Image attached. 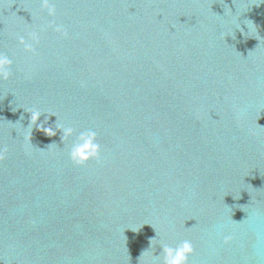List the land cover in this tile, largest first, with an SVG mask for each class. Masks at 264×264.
Wrapping results in <instances>:
<instances>
[{
	"label": "water",
	"instance_id": "95a60500",
	"mask_svg": "<svg viewBox=\"0 0 264 264\" xmlns=\"http://www.w3.org/2000/svg\"><path fill=\"white\" fill-rule=\"evenodd\" d=\"M47 5L0 0V264H264V0Z\"/></svg>",
	"mask_w": 264,
	"mask_h": 264
},
{
	"label": "clouds",
	"instance_id": "9594fccd",
	"mask_svg": "<svg viewBox=\"0 0 264 264\" xmlns=\"http://www.w3.org/2000/svg\"><path fill=\"white\" fill-rule=\"evenodd\" d=\"M45 5L48 7V15L53 16L55 14V8L53 6L47 5V0H45ZM242 24L239 27V31L243 34L245 32V27L247 25ZM57 31H60V27L57 26ZM32 41L38 39L35 33L32 34ZM20 43L24 45L25 49L32 50L33 43L25 40L24 37H20ZM11 65L12 60L0 53V79H8L11 75ZM83 86V84H82ZM24 109V108H23ZM25 112L30 113V121L27 126V138L29 139L33 125L38 129L42 130L47 136H55L57 131L61 132V140L67 141L74 134V129L70 126H64L62 124H55V128L44 127V122L37 123L39 117L43 112L38 109H24ZM49 115H55L48 113ZM56 116V115H55ZM23 119V117H21ZM47 117H45V122ZM101 151V145L97 141V133L94 130H85L81 131L77 136L75 141L72 143L69 149V157L76 164H83L89 161L90 159L99 160V155ZM229 239V237H225ZM161 249L159 255H153L151 253L149 261L146 264H187L188 257L193 253V246L189 240H183L178 243L175 247L161 243L159 245ZM143 253H141L142 255Z\"/></svg>",
	"mask_w": 264,
	"mask_h": 264
}]
</instances>
